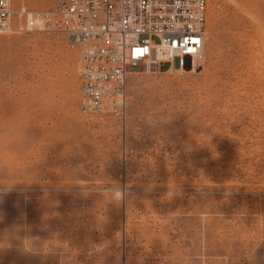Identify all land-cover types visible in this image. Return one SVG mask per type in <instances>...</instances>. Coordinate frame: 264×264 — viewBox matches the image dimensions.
Returning <instances> with one entry per match:
<instances>
[{
    "label": "rangeland",
    "instance_id": "obj_1",
    "mask_svg": "<svg viewBox=\"0 0 264 264\" xmlns=\"http://www.w3.org/2000/svg\"><path fill=\"white\" fill-rule=\"evenodd\" d=\"M51 7L0 32V264H264V0H209L202 61L90 117Z\"/></svg>",
    "mask_w": 264,
    "mask_h": 264
},
{
    "label": "built area",
    "instance_id": "obj_2",
    "mask_svg": "<svg viewBox=\"0 0 264 264\" xmlns=\"http://www.w3.org/2000/svg\"><path fill=\"white\" fill-rule=\"evenodd\" d=\"M51 1V8L29 12L25 21L30 29L63 34L81 50L84 116L122 114L133 73L180 71L204 59L209 0ZM24 13L15 0H0V32L12 31L15 16ZM164 63L171 64L165 71Z\"/></svg>",
    "mask_w": 264,
    "mask_h": 264
},
{
    "label": "bare ground",
    "instance_id": "obj_3",
    "mask_svg": "<svg viewBox=\"0 0 264 264\" xmlns=\"http://www.w3.org/2000/svg\"><path fill=\"white\" fill-rule=\"evenodd\" d=\"M200 61H202V60H200ZM195 62L196 61H193L194 64H195ZM194 70H195V68H194ZM180 71H186V68H184L183 70H180Z\"/></svg>",
    "mask_w": 264,
    "mask_h": 264
}]
</instances>
